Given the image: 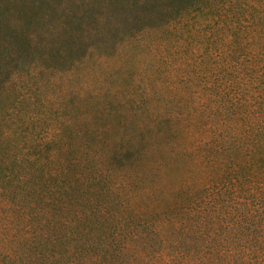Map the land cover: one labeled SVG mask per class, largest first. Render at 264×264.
I'll list each match as a JSON object with an SVG mask.
<instances>
[{
  "label": "trees",
  "instance_id": "1",
  "mask_svg": "<svg viewBox=\"0 0 264 264\" xmlns=\"http://www.w3.org/2000/svg\"><path fill=\"white\" fill-rule=\"evenodd\" d=\"M227 1L201 0V107L150 105L156 138L0 136V264H264V0Z\"/></svg>",
  "mask_w": 264,
  "mask_h": 264
},
{
  "label": "rangeland",
  "instance_id": "2",
  "mask_svg": "<svg viewBox=\"0 0 264 264\" xmlns=\"http://www.w3.org/2000/svg\"><path fill=\"white\" fill-rule=\"evenodd\" d=\"M227 2H213L214 12ZM201 8L210 7L201 0H0V136L14 135L20 151L60 133L89 149L100 140L111 147L156 138L163 127L150 105L201 107Z\"/></svg>",
  "mask_w": 264,
  "mask_h": 264
}]
</instances>
